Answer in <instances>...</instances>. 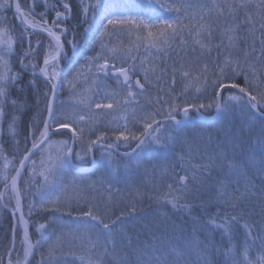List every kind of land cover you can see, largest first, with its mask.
I'll return each instance as SVG.
<instances>
[{"label": "snow or ice", "instance_id": "1", "mask_svg": "<svg viewBox=\"0 0 264 264\" xmlns=\"http://www.w3.org/2000/svg\"><path fill=\"white\" fill-rule=\"evenodd\" d=\"M80 6V22L85 25L86 34H96L92 43L100 44L101 51L95 57H87V68L89 74L99 78L103 75L105 78L111 77L116 81V89L108 92L96 100L94 99L99 93H93L91 88L85 89L81 93H76L77 84L84 73L77 71L72 79L63 81V69L61 60L67 59V54L64 51V43L62 37L66 34L67 29L64 28L63 22L71 19L73 8L71 0H29L26 8L22 7L18 0H0V10L11 9L14 7L15 16L21 25V32L18 37H14L12 29L0 26V117L5 114V105L9 103V95L11 88L16 86L20 79V73L13 72L11 69L10 57L16 55L14 51V43L17 39L23 40L25 36H31L34 33H45L49 38L46 47L42 65L32 62V57L39 51L41 42H36V47H33L29 41L28 48L23 55L19 57V63L22 70H27L29 66L32 69V76L42 75L50 85L51 97L47 99L46 111L47 116L43 119V127L34 130L30 133L31 147H26L23 158L20 159L19 168H15L16 175L11 176L10 187L12 198L15 200V207L12 209L14 219V232L17 225L23 228V236L21 240L22 259H18L15 264H30V258L36 254L43 246V241L46 238V230L48 223H39L36 225L37 240L34 242L30 238L29 226L30 221L25 218L23 212L22 199L27 194L29 187L26 185L22 190L18 186V180L22 170L27 162H31L33 181L36 175L42 177V182L37 189L39 195L38 201H32L28 204V215H33L35 211H52L63 212L74 219H87L94 222L92 227L96 228L95 239H90L87 247L86 255L79 256L81 264H104L105 258L115 251V237L113 229L122 221L125 213L120 216L110 218L106 212L101 213V210L94 202H89L87 197H68L66 206H62L61 199L57 196L55 199H46L51 196L58 184L56 179L62 176L73 166L72 157L76 143L81 146L80 151L75 152L77 161H82L86 155L92 153L96 147L101 148L102 157L107 156V164L104 160L101 161V166L106 167L112 173H117L118 168H112L113 150L120 147V142H124L125 146L130 148V151L122 154L123 158L140 163L142 153L153 145L167 147L168 143L162 140L161 132L165 128L164 123L158 120L157 117H162L163 121H171L176 126L187 122L191 109L200 111L201 109L215 108L218 113H229L238 108L242 114H245L253 122H259L261 125V134L257 138L259 148V163L257 172L264 185V0H212V5L209 8L207 5H202V14L200 15L201 23L196 25H188L184 22L192 5L187 0H146L145 4H139L137 7L142 9L141 14L126 15L123 12L120 15L113 13L112 6L100 7L98 3H90L88 0H77ZM41 4L43 11L37 13L36 6ZM162 12L175 13V18H162L157 14V10ZM206 9L207 11H203ZM255 9V11H253ZM48 12L54 13L51 21L47 18ZM243 12V19L240 18V13ZM91 13V18H89ZM215 14L217 17L225 15L231 17V22L226 27L219 29L220 42L213 44L214 34L217 27L214 23H205V17H210ZM106 21V22H105ZM102 25V27H101ZM188 30L189 36L192 37L194 45L199 46L201 55L204 50L210 54L213 47L217 50L218 56H223V59L216 63V72L212 75L215 79L209 81L208 75L210 72L207 63L200 69L199 75L193 77L192 69L185 70L181 64L179 68L172 67V85L175 84L176 74L179 73L185 81V91L195 87L196 92H201L202 89L212 87L214 89V97L205 104L203 102L197 104L186 103L183 107L177 103L178 97L172 96L168 92V99L158 95L155 98V103L159 107L153 111H146L142 105L138 104L137 97L145 95L147 103L153 104V99L150 93L146 95V85L158 87V91L163 93L165 88L160 85L164 82V77L167 75L166 68H159L155 60L160 57L154 56L152 50L156 53L163 52L165 56L172 45L179 40L180 45H186L183 33ZM123 33H127L130 38V44H115L109 47V42L113 37H118ZM241 33H244L241 35ZM259 33V34H257ZM134 36V40L131 39ZM68 43L72 46L73 52H76L77 45L70 40ZM243 43V47H241ZM259 45V47H257ZM140 48L148 53L147 56L140 58L134 54ZM195 50V49H194ZM151 58V59H150ZM100 61H103L102 63ZM83 67V66H82ZM142 74L143 83L140 78H137L133 83V76ZM243 77L244 84L237 82L238 77ZM155 78L153 81L152 78ZM85 80L87 79L84 77ZM34 82V81H32ZM62 83L67 84L70 90L77 97V104L82 110L81 114H77V109L73 108L72 112L56 111V99ZM93 83H97L94 79ZM232 89L238 90L232 92ZM139 90V91H137ZM224 91H228L229 95L224 96ZM48 93H45L47 97ZM13 107L16 106V100H11ZM131 110V117L127 114ZM119 113V115H117ZM177 113H180L185 119H177ZM110 118V119H109ZM13 117L10 124V130L14 134L12 125L15 123ZM104 124L106 129H110L114 140L109 141L108 131H102L96 135L95 139H90L88 133H92L99 125ZM123 121V124L120 123ZM135 125L142 126V131L133 130ZM63 130L71 133L72 143L68 141L53 142L50 139L52 134L63 133ZM36 131L39 135H36ZM171 143L174 140L169 138ZM134 142V146L133 145ZM55 148V154H51V149ZM36 152L41 153L40 171L36 170V162L31 160V157ZM192 148L189 145L186 153L182 152L179 156L181 161V170L185 171V175H174L173 183L167 185V192L161 197H157V201L161 200L164 203L170 204L177 211L187 210L191 207L188 203L181 201L186 200L189 190V183L197 180V171H208L211 168L219 167L221 171L225 168V181L220 182L218 198L225 204H230L233 208L245 197L256 195L255 184L248 178L246 173L239 169V165L234 160H229L224 152L215 153L207 157V163L200 165H192ZM3 165L5 181V190L9 188V177L7 170L11 161L4 157ZM187 161V163H185ZM191 168V177L187 174V169ZM236 175L238 178L235 183L237 188L233 192L227 190V177ZM73 183H75L73 181ZM97 182H93V185ZM103 184V181H99ZM243 183L244 191H240V185ZM91 186V185H90ZM107 191L108 202L113 201L112 193L114 190L111 184H108ZM238 193V194H237ZM6 192H0V207L7 208L8 204L4 202ZM36 195V194H34ZM264 195V189H262ZM81 199L88 204L87 210L83 208H73L72 202L76 201L80 204ZM94 200V198H93ZM51 206V207H50ZM136 211L133 203L129 209V213ZM19 213L18 221L16 214ZM237 216H231L230 220L226 219L223 223L216 224L215 219L211 221L213 226L224 235L231 236V225L237 221ZM248 228V233L245 241L244 251L241 256L229 247L223 253L217 249V255H222L224 264H264V254L260 255L257 260H253L249 256L250 245L247 244V239L251 238L252 242L258 237H252L251 226L245 225ZM123 228L120 232L123 233ZM101 237H104L101 239ZM59 239V237L57 238ZM155 239V237H153ZM264 243V240L261 241ZM111 245V249L109 248ZM15 250L13 247L8 250L9 259L7 264H13L11 254ZM195 256V264H200L203 260L204 264H208L207 255L208 249L201 248L199 245L188 244L187 252L179 246L168 249L163 245L157 247L155 244H146L138 249L137 264H189L186 256ZM57 250L54 244H50L46 253H40L41 260L38 264H55L57 260ZM0 264H3L0 261Z\"/></svg>", "mask_w": 264, "mask_h": 264}, {"label": "trees", "instance_id": "2", "mask_svg": "<svg viewBox=\"0 0 264 264\" xmlns=\"http://www.w3.org/2000/svg\"><path fill=\"white\" fill-rule=\"evenodd\" d=\"M20 3L23 4L22 7L26 8L28 6L29 0H19ZM192 5V8L189 10L187 17H185L184 22L188 25H196L198 26L200 21V15L202 14L201 6L207 5L209 8L212 5V0H187ZM217 2H222V0H217ZM254 2H258V0H254ZM37 13L39 11L37 8L35 9ZM203 11H207L204 9ZM255 11V9H253ZM162 16L164 18H175V13L171 12H162ZM243 12L240 13V18L243 19ZM205 23H214L217 27V30L214 34L213 38V44H217L220 42V34L219 29L222 27L228 26V24L231 22V17L225 15L223 17H217L215 14H212L210 17H205ZM0 26L7 27L12 29V35L14 37H18L19 33L21 32V25L16 19L14 10L6 9V10H0ZM82 28V27H81ZM85 29V25L83 27ZM84 29H76L74 33H69V35L73 36V38L76 41H80L82 39V35L86 34ZM244 33H241L243 35ZM259 34V33H257ZM183 36L185 40L187 41L186 45H180L179 40L175 44L172 45L171 49L167 51V55L163 52L156 53L155 50H152L154 56H159L160 58L155 60L154 62L159 68H166L167 69V75L164 77V82L161 85H166V87L172 86V67L175 66L179 68L181 64L184 65L185 70L191 68L192 69V75L195 73L200 72V69L205 64L204 61L207 60L210 63L209 73L216 72V63L221 61L223 59V56H218L217 50L215 47H213V50L209 54L207 50H204V54L201 55V50L199 46H196L192 42V37L189 36L188 30L186 29L183 33ZM114 38V37H113ZM36 42L39 40L41 42L39 51L34 54V56L31 58L32 62L38 64L40 59L38 58L40 56H44L45 53V47H46V39L43 36L34 37V36H25L24 39L21 41L17 39L16 43H14V51L16 53L15 56L10 57L11 61V69L13 72L20 73V79L16 83V86L11 88L10 95H9V103L5 105V114L3 117H0V168L3 166V163L5 162L4 157L6 156L10 163V167H12L14 164H16L22 154L25 152L26 147L31 146V136L30 133L33 132L36 129H39L41 127V123L43 121L44 113H45V107H46V100L47 97L45 96V93L47 92V86L39 79L37 78V83L32 82L34 81V77L29 76L28 70H22L21 65L19 63V57L23 55L24 51L27 48V42H31L32 45H34V41ZM112 40V39H111ZM115 41V40H114ZM86 45H84L85 47ZM33 47H36V43ZM241 47H243V43H241ZM259 47V45L257 46ZM195 49V50H194ZM38 60V61H37ZM37 61V62H36ZM196 64H199L198 67H196ZM79 71L83 72L81 69ZM215 79V76L211 74V78ZM155 79V78H154ZM211 79V80H212ZM184 81L182 76L177 73L176 74V81L174 86H177V88L180 86V83ZM237 82L241 85L244 84L243 77H238ZM152 88H155L156 86L151 85ZM184 91V89H183ZM32 94V96L30 95ZM181 95V92L179 93ZM180 97V96H179ZM16 100V106L13 107L11 104V100ZM180 99V98H179ZM186 102V101H185ZM13 117H15V123L12 125L14 128V134L10 130V124L12 123ZM211 125L210 123H203L200 125L202 127V131H206L205 129L207 126ZM237 127V123L233 120H230L229 122H226L224 126L219 128L221 131L220 134L223 135V137L227 136L230 132L234 131V128ZM215 132V131H214ZM38 131H36L37 135ZM200 133V134H199ZM210 133H201L199 131H195L192 137H185V141L189 142L197 138L203 139L205 136H209ZM235 134V133H234ZM194 137V138H193ZM210 137V136H209ZM216 137V135H215ZM184 140H180L178 143H182L181 145L177 146V148L182 147ZM210 142L215 143V138H210ZM198 145V141L193 145H190L191 148ZM188 150V148L184 149ZM193 159L196 160L192 165L198 164L199 161H197V156H193ZM176 168L173 167L169 169V171H172ZM189 173V177H191L192 169H187ZM209 175L206 176V179H204V176H197V180L192 181L189 183V192L187 196V200H184V202L191 205L193 208L187 209L188 213L186 215H195L196 219L193 220H187L182 219V217L176 215V213L182 212L177 211L172 208L170 204L164 203L162 200L160 202L157 201V197H161L160 193L162 190L166 189L164 187H161L162 185H168L170 183H173L174 180L172 178L173 172L169 173H162L155 177L156 182L152 183L148 179L150 178L147 174L141 177H135L132 178V183H137L140 179H144L143 181H140L138 184V188L140 190V195L137 196V198L131 196L132 189L131 190H123V192L120 191H114L112 193L113 201L111 203L108 202V195L109 193H100V192H94L90 195L91 197L90 202H94L95 205L101 210V213L107 214L110 218H115L116 216H120L121 213H125V215L122 217V221L118 223L115 228L113 229V236L115 237V251L111 252V254H118L117 258H112V255H108L105 260L104 264H130V262H137L138 258V249L140 244H157V242H160L163 244L164 247H167L170 243L172 245L168 247V249L176 248L179 246L182 250L185 251L184 246L187 244V241H191L193 238H187V237H178L177 235H164L165 233H177L180 231L190 230L191 232H194L197 230L196 224L201 223V233L198 236H195L196 238L203 237V242L199 243V245L202 246V248L208 249V256L211 254L212 259L217 258V249L220 250V252L223 251V246L228 242L225 243L224 239L233 240V243L239 249V255H241V246L245 245L246 237L248 231H246L245 236L243 238L238 237H229L227 235H224L221 230L215 228L213 224H210V221L215 219V221L220 224L223 223L219 220L220 216L225 215V219H229L228 213L232 209H228L227 205H221L224 208L218 213L213 215V217L208 218L207 220H203L204 217L201 216V214L198 212L195 206H198V203H201L202 193H207V199L208 201L212 203L213 195L212 191L220 187V182L225 181L224 177L220 176V173L209 171ZM11 171H9L8 176L10 175ZM28 173V172H26ZM156 172L151 173L154 175ZM230 177L227 178L229 180ZM250 179V178H249ZM256 187H260L257 180L250 179ZM124 182H126L124 180ZM5 184V181L3 180V176H0V189ZM35 184H40L39 179H37V182ZM34 184V185H35ZM160 184V185H159ZM33 185V186H34ZM122 185V184H121ZM151 185L152 188L148 189V186ZM159 185V186H158ZM59 186V185H58ZM204 186L205 191L202 190ZM136 187V186H135ZM134 187V188H135ZM237 185L234 182L228 183L227 189L233 192L236 189ZM262 189H264V186L262 188H259L258 190H255L256 195L252 197H245L243 200H241L237 206V218L238 220L235 222V225L239 230H244V223L243 221L245 219H259L264 218V195H262ZM58 191V187L55 189ZM103 190V188H102ZM115 190V189H114ZM104 191V190H103ZM240 191H244L243 187H240ZM105 192V191H104ZM119 194H121L119 196ZM238 194V193H237ZM105 195V196H104ZM101 196L105 199V202L100 201ZM204 196V195H203ZM11 197V196H10ZM205 197V196H204ZM94 198V200H93ZM194 199V200H193ZM12 201V197L9 199ZM100 202V203H99ZM182 202V201H181ZM10 203V201H9ZM29 203V201H28ZM99 203V204H98ZM116 203H119V210L111 213L113 210L111 209L112 206H114ZM135 204L136 211L134 213H129L128 209L132 204ZM220 205V202H216L213 205ZM195 205V206H194ZM77 203H73L72 207L77 208ZM88 204H83V210H87ZM232 208V206H231ZM111 209V210H110ZM110 212V214L108 213ZM162 213H166L167 215H161ZM160 215V216H156ZM176 215V217H175ZM30 217V216H28ZM2 219V221H1ZM33 223V227L39 223H48L47 231H51V228L54 227V224L51 223L52 219L47 216L46 214H36L34 218H30ZM0 223H3L2 226H0V231L2 233L0 234V256L6 251L9 245V232L5 230H9L10 228V220L8 216H6L5 213L0 214ZM123 228V233L120 232V229ZM72 230H83V225H77L73 226L71 228ZM86 229L92 230V233L84 232L83 238L80 241L79 236H69L68 235H60L58 236L59 239L55 238V245L56 250L58 253L57 257H60L61 259L56 260L55 264H59V261L64 260V255L67 252H71L74 257L80 253L79 256L84 255L85 251L82 249L80 244H83L87 238L92 239L93 236L95 237V233L97 231L96 228L86 227ZM85 229V230H86ZM142 230V231H140ZM180 230V231H179ZM252 231V237H256L257 230L251 229ZM141 234V237L138 239V234ZM85 234H88L85 236ZM223 235V236H222ZM222 236V237H221ZM86 237V239L84 238ZM92 237V238H91ZM155 237V239H153ZM104 237H101L103 239ZM216 240L214 241V239ZM125 242L128 247L132 248L133 251L131 255H128L129 259L119 258V256L122 255V250H118V247L121 246V244ZM58 243V244H56ZM247 244L250 245L251 253L249 254L250 258L253 260H257L260 255L264 254V247H256L255 243L252 242L251 238L247 239ZM109 248L111 249V245H109ZM47 245L44 244L39 249V251L33 256V258L30 261V264H38V262L41 260L40 253H46L47 251ZM207 256V257H208ZM188 260V257H186ZM208 262L209 259L207 258ZM76 262H79L78 259ZM64 264H69L65 263ZM137 264V263H135Z\"/></svg>", "mask_w": 264, "mask_h": 264}, {"label": "rangeland", "instance_id": "3", "mask_svg": "<svg viewBox=\"0 0 264 264\" xmlns=\"http://www.w3.org/2000/svg\"><path fill=\"white\" fill-rule=\"evenodd\" d=\"M103 1H106V0H103ZM140 1L143 2L144 4L146 3V0H140ZM111 4H110V2H108V4H106V6H112L113 7V13L115 15H120L121 13H119V11L122 9V7L130 5V2L128 0H119L117 3L114 4L115 6L111 5ZM99 5L101 7V4H99ZM142 11L143 10L139 8V10H135L133 12L129 11L126 15L141 14ZM89 18H91V14L89 15ZM96 34H98V33H96ZM96 34H93V35L96 36ZM93 35H91V36H93ZM94 39L95 38L89 40V46L91 48H93L94 44L92 43V41ZM112 39H114L116 41H112V42L110 41L109 44H112L113 42H116L118 44H123L124 46H128L130 44V38L127 35V33H123L120 36L114 37ZM131 39L134 40V36ZM97 45H98V47H100V44L98 42H97ZM140 50L142 51V50H144V48H140L138 52H140ZM100 51H101V48H99L98 51H96L94 56H96L97 53L100 52ZM100 62L102 63L103 61H100ZM204 63H207L208 66H210V63L207 60H205ZM198 66H199V64H196V67H198ZM199 73L200 72L195 73L193 75V77L199 75ZM211 74L212 73H209V75H208L209 81L212 79L211 78ZM135 78H140L141 79L140 74L136 75ZM213 79H214V77H213ZM96 80H97V83L94 84L93 81H91V82H89V84L86 86L85 89L91 88L92 91L96 90V93H99V95L96 96L94 99H96V98L100 99L104 95V92L107 91V90L104 87L100 88V86L98 85L100 80L99 79H96ZM141 81H142V83L144 82L142 79H141ZM180 85H181V87L183 89H185V81H182L180 83ZM235 92H237V91H235ZM181 95L183 96V97H180V99H181L180 101H182V103H180L181 107H183L186 103H194V104L198 105L199 103L203 102V103L207 104L210 101V99L212 97H214V89L212 87H207L206 89H202L201 92L197 93L195 87H192V88L188 89L185 94H181ZM223 95L227 96V95H229V93L228 92H224ZM176 97H178V96H176ZM98 99H96V100H98ZM139 99H140V97L138 96L137 100L139 101ZM70 102L72 104H74V105L71 104V107H70L69 111L72 112L73 108H76L77 109V114L78 115L81 114L82 110L80 108H77L79 106L77 104V97L74 94H71ZM203 112L206 115H208V114L214 113L215 112V108L203 109ZM128 114H130V116H131V110H129ZM117 115H119V113ZM178 115L181 116L180 113H178ZM160 118H162V117H160ZM233 119L237 123V127L234 128L233 132H230L227 136L223 137V135L219 133L222 129L220 130L219 128L224 126V124L226 122H229L230 120H233ZM106 123H107V121H104V123L99 125L97 128L107 130L108 131V135H109V137L111 139L110 142H112V140H114V137L112 136L111 130L110 129H106L104 127V124H106ZM120 123L123 124V121H120ZM252 123L253 122L249 119L248 116H246L245 114H242L239 111V109L236 108V109H234L233 111H231L229 113H219V116H218L217 120L215 122L213 121V124L207 126V128L205 129L206 131H202V127H200L198 125L194 126V132L195 131H199L201 133L208 132V133H210L209 134L210 137L209 136H205V137H203V139H200V138L195 139L193 137L194 140L189 141V142L185 141L183 143L182 147L175 148V149L171 148L170 144L167 147L156 146L155 145V147L149 153H151L156 158L165 159V158H167L169 156L168 163L166 165H160V166H163V167L169 166L170 169H171V168L175 167L178 164L179 156L182 153V151L184 149L188 148L189 145H193L196 142V140H197L198 141V145L195 146V148H197L198 150H202L203 148H205V154L202 155V159L199 160L198 164L203 165V164L207 163L208 162L207 161V157L208 156H211V155H213L215 153L224 152V153L227 154V157H228L229 160H234L235 163H237L239 165V169H240L241 172L246 173L248 178H250L252 180L255 179V180H257L259 182L258 184L261 185V186L260 187H255V189H254V191H255V190H258L259 188H262L264 185H262L261 179L259 177V173L257 172V166H258V163H259V148H258V145H257L256 141H257V138L261 134V125H260L259 122H255V126L252 127ZM137 129L142 131V126L137 125V126L134 127L133 130H137ZM162 132H163V130H162ZM167 134H169L168 136H173V139H177V140L179 139V141L175 142L176 146H179V145L182 144V143H178V142H180V140L182 141V135H186L188 137H192L191 134H184L183 132L181 133V131H179V130H176L175 132H172V131L166 132L164 134V136H166ZM215 135H216V137H215ZM166 137L163 140L167 143ZM210 138H212V139L215 138L216 144L215 143L210 144L211 143L210 142ZM121 145H122V148L125 149L124 142L121 141ZM101 157H102L101 154L97 156V158H101ZM84 161L86 162L87 158H84ZM133 163L134 162L126 161L124 165L126 167L130 168ZM113 166H118V164L117 163L112 164V167ZM160 166L157 165L156 163L152 162L149 165H147V170L149 169L151 171V173H153L157 169H159ZM147 170H146V172H147ZM209 171H212V172L216 171L217 173H220L221 177H224L226 179V173H227L228 170L225 168L223 171H221V169L219 167H214V168H211L208 171H203V170L197 171L196 175L197 176H204V179H206V176L209 175V173H210ZM177 172H181L182 173V172H184V170L174 171L173 173H177ZM144 175L146 177V173L138 174L137 177H141L142 178ZM174 175L175 174H172V178L174 177ZM228 177H230V179L228 180L229 183H232V182L236 181V179L238 178L236 175H231V176H228ZM143 180L144 179H140L139 181H143ZM108 184L109 183H105L104 185L100 184V187H102L103 190L105 191V192L103 191L104 194L106 192L108 193V191H107ZM161 187L166 188V189L161 191L160 195L162 196V194L167 192L168 189H167L166 185H162ZM188 187H190V186L188 185ZM239 187H243V183H241V185ZM149 188L151 189L152 186L149 185L148 189ZM133 189H134V197L137 198V196H138L137 190L138 189H136V188H133ZM202 190H204V191L206 190V189H204V186H203ZM86 191L88 193H92L93 191H95V186L93 184H88L87 187H86ZM218 191H219V188H217L216 190L214 189L212 191V195H213L212 203L215 204V201L216 202L219 201L220 205L211 204L208 201V199H207L206 191H205V193H202L201 203H198L197 204L198 206L194 205L197 210L198 209L200 210L198 212L201 214L202 217H204L203 220H207L208 218L213 217V215L218 214L224 208L221 205H227L229 210L232 209L228 213L229 217L237 216L236 207L235 208H233V207L231 208L230 204L223 203L218 198ZM228 191L231 192L230 190H228ZM8 192H11V190H8ZM60 194L62 196L60 198L63 201H65V202H67V198L68 197H72V193L70 191L62 190L60 193H58V196ZM75 195L76 196H83L84 195L83 188L81 187L79 191H76ZM187 196H188V194H187ZM187 196H186V200H187ZM88 201L90 202V199H88ZM100 201L105 202V199L103 198V196H101ZM182 203H184V201H182ZM83 204H86V203L82 199V201L77 206V208H82ZM118 207H120L119 203H116L114 206H112L111 209L113 211L111 213L119 210ZM191 208H193V207H191ZM27 212H28V208H27ZM58 213L60 214V212H58ZM108 213L110 214V212H108ZM186 213H188V211L187 210H183L182 212L176 213V215L182 217V219H187V220L196 219L195 215H188V214L186 215ZM161 215H167V214L166 213H162ZM176 215H175V217H176ZM156 216H160V215H156ZM69 217H72V216H69ZM53 220H54V218H53ZM219 220L221 222H224L226 220L225 219V215L224 216H220ZM58 223H60L59 220H57V222L54 223V227L56 225H58V226L56 228H53V231H51L52 234H50V236H49L50 240L47 243V248H48V246L50 244H54L55 245V241H53V240H55V238H57L60 235H64V236L68 235V237H69V235H77V234L72 233L71 230H68L66 228L65 224H58ZM215 223L218 224L216 221H215ZM243 223H244V227L247 224V225L251 226V229H256L257 230L256 237H258V238L255 240V248L256 247H262L263 248L264 247V243H262L261 241L264 240V218H259V219H255V220L254 219H245L243 221ZM210 224H212L211 221H210ZM196 227H197V230L194 231V232H191L190 230H185V231H180L179 230L180 232H177V233H174V234H172V233L166 234L165 233L164 235H169V236L170 235H177L178 237L193 238V239H191V241H187V244L184 246L185 252H187V247H188L189 243H191L192 245H199V243L204 241L203 237H199V238L195 237V236H198L201 233V227H202L201 223H197ZM140 231H142V230H140ZM246 231H248V228H246V227L244 228V230H239L237 228V226L235 225V223H233L231 225V237L243 238L245 236ZM13 232H14V230H13ZM86 235H88V234H85V236ZM140 237H141V234L139 233L138 234V239ZM84 238L86 239V237H84ZM92 239H95V237L93 236ZM89 240H90V238H87L83 244H80L82 249H84V251H85L84 255H86V251H87V247H88V244H89ZM215 240H216V238L214 239V241ZM224 241H225V243L227 241L228 242L222 247L223 251L221 253H223L229 247H231L237 252L238 256L242 255L245 245L241 246V252L242 253H241V255H239V249H237V247L233 243V240L224 239ZM56 244H58V243H56ZM143 245H146V244H140L139 247H142ZM161 245H163V244L160 243V242H157V244H156L157 247H159ZM171 245H172V243H170L166 248L170 247ZM199 246L202 248L201 245H199ZM120 249L122 250V255L119 256V258H122V260L129 259L128 255H131L133 249L128 247L125 242H123L121 244V246L118 247V250H120ZM80 253H78L74 257V255L71 252H67L64 255L65 259L62 260V261H59L58 263L59 264H64V262H65V263H69V264H79V262H76V261L78 260V257L80 255ZM250 253H251V250L249 251L248 254H250ZM111 255H112V258H117V256H118V254H111ZM216 256H217V258L214 260V259L211 258V254H210L207 257L209 259L208 264H224L223 256L222 255H216ZM2 257H3V255H2ZM186 257H188L189 264H195L197 258L194 255L193 256H186ZM58 259H61V258L57 257V260ZM135 263H137V262H135ZM135 263L134 262H130V264H135ZM45 264H47V262H45ZM80 264H81V261H80ZM200 264H204L203 260H201Z\"/></svg>", "mask_w": 264, "mask_h": 264}, {"label": "bare ground", "instance_id": "4", "mask_svg": "<svg viewBox=\"0 0 264 264\" xmlns=\"http://www.w3.org/2000/svg\"><path fill=\"white\" fill-rule=\"evenodd\" d=\"M91 13H89V15H90ZM35 43H36V41L35 40H33ZM35 43H34V45H35ZM28 42H27V48H28ZM34 45H32V46H34ZM26 48V49H27ZM134 54H136V55H140V52H136V53H134ZM143 54H145V53H143ZM143 54H141V55H143ZM161 87H164L165 88V92H163V93H161V92H159L158 91V95H162V96H164L165 97V99H168V92H170L171 93V95L172 96H177L180 92H182L183 91V88L181 87V85L177 88V86H174V85H172L171 87H166V85H160ZM157 89H158V87H157ZM143 105V104H142ZM144 106V105H143ZM145 173L150 177L148 180L150 181V182H152V183H155L156 182V180H155V177H154V175H152L151 174V171L148 169L147 170V172L145 171ZM99 181H101V180H99L98 179V182ZM101 184V183H100ZM50 239H45V244L47 245V243H48V241H49ZM8 250H9V248L6 250L7 252H8ZM12 259H13V257H12Z\"/></svg>", "mask_w": 264, "mask_h": 264}, {"label": "water", "instance_id": "5", "mask_svg": "<svg viewBox=\"0 0 264 264\" xmlns=\"http://www.w3.org/2000/svg\"><path fill=\"white\" fill-rule=\"evenodd\" d=\"M234 90H236V89H234ZM236 91H238V90H236ZM19 167H20V165H19ZM18 167V168H19ZM23 171V170H22ZM14 175H16V172H15V174ZM18 214V217H19V213H17ZM22 228V227H21ZM22 230H23V228H22Z\"/></svg>", "mask_w": 264, "mask_h": 264}]
</instances>
